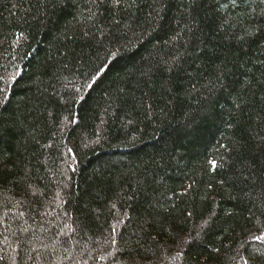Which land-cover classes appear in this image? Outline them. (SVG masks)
Returning <instances> with one entry per match:
<instances>
[{
	"label": "trees",
	"instance_id": "trees-1",
	"mask_svg": "<svg viewBox=\"0 0 264 264\" xmlns=\"http://www.w3.org/2000/svg\"><path fill=\"white\" fill-rule=\"evenodd\" d=\"M259 3L218 10L217 0H136L116 12L90 0H0V88L10 85L6 99L0 93V219L23 211L21 222L42 238L67 223L90 250L81 256L73 247L75 260L57 250L49 264H243L233 259L238 249L264 251L249 231L264 221L259 182L244 180L250 169L264 173ZM95 26L112 33L104 44L84 37ZM109 46L121 56L85 93ZM177 50L182 59L169 72L161 57ZM217 76L234 88L210 91ZM222 157L219 174L205 173L208 160ZM185 238L186 256L174 259ZM256 257L249 264H261Z\"/></svg>",
	"mask_w": 264,
	"mask_h": 264
},
{
	"label": "snow or ice",
	"instance_id": "snow-or-ice-1",
	"mask_svg": "<svg viewBox=\"0 0 264 264\" xmlns=\"http://www.w3.org/2000/svg\"><path fill=\"white\" fill-rule=\"evenodd\" d=\"M54 3L59 2V0H53ZM91 3L96 5H104L109 10H115L116 12H119L122 8L124 10L130 9L134 6H136V0H90ZM193 4H195V0H191ZM218 4V10L219 9H227L232 6H238V0H224L223 3L220 2V0H217ZM261 5H264V0H260V3L257 4V7H261ZM261 14H264V8H261ZM97 16L96 12L89 13V17L91 18L92 22L94 23L95 18ZM114 23L116 25H120L121 20L116 19L114 17ZM228 27H233L234 25L232 22H227ZM97 34H99V39H97ZM126 35L127 33L124 32ZM246 35H251L252 33L249 32L247 29L245 30ZM84 37L94 40L97 44H104V38L106 36L112 35L110 32H105L104 28L102 26H95V31L90 32L88 30H85L83 32ZM150 35V33H149ZM183 35L182 31H176L173 39L179 40L180 37ZM240 39H243V37H240ZM167 43V41L165 42ZM112 41H108V45H111ZM183 47V45H181ZM169 56L161 57V63L164 64L169 72H171L174 68H177L179 66V62L181 61L182 57L177 50L174 53H170ZM121 56L120 48L116 47L115 50H113L112 47H107V52L105 56V62L102 63L99 67H97L90 76L87 77V79L82 84V88L85 91V93H89L92 90L95 89L97 86L102 74L107 72L108 66L114 62L117 58ZM190 75V74H189ZM264 75V74H262ZM222 76V73H221ZM221 76H217L216 80L218 83L213 85V89H210V91L215 90L219 92H225L229 89L234 88L233 83H226L221 81ZM2 79V78H0ZM13 81H15L16 77H11ZM4 87L0 88V93L4 94L5 99L7 98V93L9 91L10 85L7 82H4ZM193 90H196V84L191 85ZM75 93L79 95V100L83 101L85 99V95L80 94L81 88H76ZM75 101V97L73 98ZM240 97L237 96L234 104L236 108H239L240 105ZM72 123H76L75 120L71 121ZM219 148H223L226 150L230 149L229 144H220ZM231 150H236V143L231 144ZM68 153L70 154L72 160L74 161L76 159V153L73 151L72 148L67 149ZM208 167L204 170L205 173L211 172L214 174H219L225 165V160L223 157L219 160L213 158L207 161ZM75 171V169H72ZM235 175V174H234ZM215 178V177H213ZM244 180L246 182L251 183L253 186L256 185L257 181L259 182V199L261 201V206L264 207V173H261L259 176L256 175L255 169L249 170V175L244 176ZM235 182V181H233ZM218 183L221 186H224L228 183V180L225 179L223 176L220 177L218 180ZM193 187V184H189L184 192L180 193L181 196H185L188 194V191L191 190ZM207 188L215 190V185L209 181ZM211 193L205 194V199H207L208 195ZM215 203V201H213ZM115 207V206H113ZM4 219H0V261L5 260H12L13 264H16V261L19 260L20 264H26L27 261H32L33 264L36 260L43 259L44 264H49L50 259L53 256L57 255V250H59L63 256H65L69 260H75L77 256L72 253V248L76 247L81 256L85 252H89L90 250L84 247L81 244V239L77 238V235L75 234L74 230L70 225L65 223L63 225V228L66 229V231H53L50 236L41 237L37 232L33 231L30 227H26L25 224L27 221L21 222L20 217H23L25 213L23 211L19 212V215H9V213H4ZM225 215H231L230 212H226ZM261 215H264V212L261 213ZM193 212L189 211L187 212V217H192ZM216 217L215 210H212L208 213L207 217L203 219V224L199 226V229L197 231V236L200 235L201 232L204 231L205 227L208 226L210 223L213 222V219ZM51 223V222H49ZM75 223V221H73ZM13 224H15V228H13ZM258 227L255 228V230H249L252 240L259 241L264 243V221H257ZM55 227V225H53ZM45 230L47 231V225H45ZM73 233V235H68L67 233ZM112 233H115V227L111 229ZM259 233V234H257ZM91 239V238H89ZM193 240L195 237L192 238ZM107 242L110 244H115L116 241L111 236L107 238ZM192 240H189L185 238L183 241H181L180 246L176 249V255L174 259L180 260L186 256V249L184 247L185 244H191ZM49 249H51L49 251ZM214 251L219 253L221 251L220 248H214ZM245 251L247 252V255H241L240 250H237L236 257H233V259L239 258L243 261V264H249L250 260L256 259V254L259 253V259L261 260V264H264V251H261V248L258 246L255 251H249L245 248ZM11 253V255H9Z\"/></svg>",
	"mask_w": 264,
	"mask_h": 264
}]
</instances>
